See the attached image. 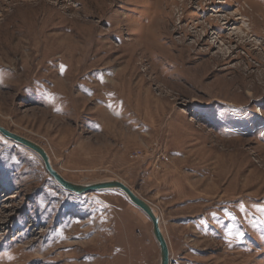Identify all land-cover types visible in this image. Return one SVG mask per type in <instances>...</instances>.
<instances>
[{"label":"rangeland","instance_id":"obj_1","mask_svg":"<svg viewBox=\"0 0 264 264\" xmlns=\"http://www.w3.org/2000/svg\"><path fill=\"white\" fill-rule=\"evenodd\" d=\"M102 3L92 19L97 0H0V124L42 145L67 179L117 178L149 201L171 264H264V0ZM79 21L98 27L94 53L104 47L81 69L68 30ZM13 25L49 28L68 55L29 61L20 33L6 35ZM159 255L151 220L122 191L71 193L0 133V264Z\"/></svg>","mask_w":264,"mask_h":264},{"label":"bare ground","instance_id":"obj_2","mask_svg":"<svg viewBox=\"0 0 264 264\" xmlns=\"http://www.w3.org/2000/svg\"><path fill=\"white\" fill-rule=\"evenodd\" d=\"M97 2H98V6H97V8H95V7H92V9H90V10H87L86 11V14H87V16L88 17H90V18H95V15H99V14H106L107 13V11H106V6H105V4L104 3H102V0H97ZM167 7H169V6H167ZM172 11H169V13L165 16V19H164V21L162 22V20H161V22H160V27L162 28V29H164L165 30V28H166V26H167V23H168V20H169V14L171 13ZM11 13V12H10ZM16 13V12H15ZM26 14V13H25ZM171 15V14H170ZM10 16H12V15H10ZM61 18H62V24L64 25V26H68V23L66 22V16L64 15V16H62V15H59ZM55 17H58L57 15H55ZM99 17V16H98ZM101 18H103L104 17V15H102V16H100ZM171 17V16H170ZM15 18V17H14ZM42 19V18H41ZM57 19V18H56ZM15 20V19H14ZM19 22H20V20H19ZM39 22V21H38ZM80 22H83V23H85V24H92V25H94V26H96L95 25V22H90V21H79V22H77V23H75L74 25H72L71 27H69L68 28V30L72 33V34H75V35H77L79 38H80V40L77 42V43H72V45L71 46H75L76 48L77 47H79V48H81V49H79V53L77 52V54L79 55V56H85L84 58H86L85 59V61H84V63L82 62L80 65H79V69H81L83 66H91L92 65V63H97V59H98V55L102 52V50L101 49H104V47L102 46V48L101 49H99L98 50V52L96 51V53H94V45L97 43V40H99V39H96V37H95V35L97 36V30H98V27H92V28H90V29H87L86 27H85V25L82 27V28H80V29H76L75 28V26L76 25H78ZM102 22V21H101ZM44 24V23H43ZM48 26H50V24L48 23L47 24ZM29 26V25H28ZM27 26V27H28ZM35 26H36V24H35ZM41 27V26H40ZM51 27V26H50ZM16 28V29H15ZM7 30H6V35L9 37V38H11V39H13V38H16V36H17V34L18 33H20V36L18 37V38H20L21 37V40L24 42V43H17V45L18 46H21V47H23L24 45H28L29 46V49H30V56H29V59H31V60H29V61H34L35 59H37L39 56L40 57H42L43 58V62H45V61H50V58H54V57H56V54L57 53H60L61 51H63V50H65V53H64V56L65 55H68V53H69V49L68 48H70L71 46L69 45V43H65V42H63V41H61L60 40V34H55V35H51V36H48L46 33H47V31H49V28L46 30V31H42V32H39V33H36L35 35H33V33L32 34H30V33H28V32H26V31H28L27 29H26V27L25 26H12V27H10V26H7V28H6ZM36 29V28H35ZM52 29H55L54 27H52ZM11 30H13L12 31V34H11ZM65 39V38H64ZM67 39V38H66ZM101 41V40H100ZM85 44L84 45V47L85 46H87L88 45V47H87V49L86 50H84V48H83V45L82 44ZM103 43V42H102ZM1 45L3 44V46H6L5 44H8V42L6 41V42H4V43H0ZM35 46V48H36V50H35V48H33L32 49V46ZM28 48V47H27ZM41 48H43V51L41 52ZM38 51V53L36 54V52ZM77 54H75V56L77 55ZM102 57H103V55H101ZM101 57V58H102ZM103 58H105V56L103 57ZM22 60H23V58H22ZM28 60V59H27ZM42 62V63H43ZM26 63H27V61H26ZM35 63V62H34ZM41 63V64H42ZM31 64H33V63H31ZM24 72V71H23ZM65 75H66V73H65ZM20 77H22V75L20 76ZM229 81V83H230V85H233L234 83H236V80H234V81H232V82H230V80H228ZM237 94H239V93H237ZM236 95V94H235ZM232 96H234V95H232ZM238 96V95H237ZM240 96H242V99H245V96H243V94H240L239 95V97ZM229 98V97H228ZM235 98V97H234ZM226 102V101H225Z\"/></svg>","mask_w":264,"mask_h":264},{"label":"water","instance_id":"obj_3","mask_svg":"<svg viewBox=\"0 0 264 264\" xmlns=\"http://www.w3.org/2000/svg\"><path fill=\"white\" fill-rule=\"evenodd\" d=\"M0 133L13 142L29 148L33 152L37 153L43 160L45 169L50 174V176H52L53 179L64 189L70 191L71 193L82 195L106 189H118L122 191L130 200V202L137 206L141 211H143L151 220L152 231L157 240L160 250L159 264H171L170 246L161 227V214L149 201L140 196L127 183L117 178L84 183L71 181L64 177L56 169H54L49 154L42 145L30 138L9 130L1 124Z\"/></svg>","mask_w":264,"mask_h":264},{"label":"built area","instance_id":"obj_4","mask_svg":"<svg viewBox=\"0 0 264 264\" xmlns=\"http://www.w3.org/2000/svg\"><path fill=\"white\" fill-rule=\"evenodd\" d=\"M157 150H158V148H157ZM134 154L136 157H140L143 154V152H142V150H139V151H135ZM162 160L166 161L165 155H163L162 153H161V155L158 154L156 157V165L158 164L159 161H162Z\"/></svg>","mask_w":264,"mask_h":264}]
</instances>
